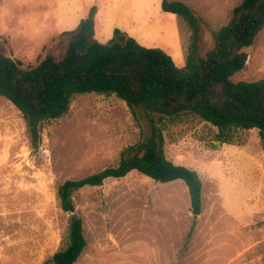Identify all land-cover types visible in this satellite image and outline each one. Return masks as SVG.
I'll return each instance as SVG.
<instances>
[{"label":"rangeland","instance_id":"rangeland-1","mask_svg":"<svg viewBox=\"0 0 264 264\" xmlns=\"http://www.w3.org/2000/svg\"><path fill=\"white\" fill-rule=\"evenodd\" d=\"M180 1L200 20L205 53L241 0ZM92 7L98 11L93 40L106 42L117 28L185 63L190 28L163 11L161 0H0V51L20 60L22 68L46 56L61 59L79 24L74 21ZM245 52V66L232 81L264 78V27ZM146 124L145 116L135 117L114 94H76L64 115L41 123L40 140L32 145L21 112L0 96V264H53L52 255L68 243L70 219L60 207L58 187L116 165ZM160 126L165 156L201 179L200 213L192 212L182 179L155 181L132 170L80 188L72 199L86 246L74 264H264V152L256 128L225 132L237 149L224 148L217 127L193 114L163 116ZM249 155L258 182L251 186L237 180L244 164L250 166ZM243 193L245 200L258 194L262 201L245 221L236 214ZM222 194L238 206L235 213H224Z\"/></svg>","mask_w":264,"mask_h":264},{"label":"trees","instance_id":"trees-1","mask_svg":"<svg viewBox=\"0 0 264 264\" xmlns=\"http://www.w3.org/2000/svg\"><path fill=\"white\" fill-rule=\"evenodd\" d=\"M161 8L182 17L190 28L184 66H178L164 49L145 46L117 28L106 42L93 40L95 7L81 18L61 59L46 56L22 68L20 60L0 51V96L21 112L32 145L40 140L41 123L64 115L76 94H114L135 117H146L141 139L121 151L116 165L67 179L58 187L60 207L70 213V219L68 243L52 255L53 264H74L86 246L72 194L86 186H100L106 178H121L136 170L155 181L182 179L192 212L200 213L201 179L195 170L165 156L163 116L193 114L217 127L216 140L227 143L231 141L224 134L232 127L257 128L264 152V78L231 79L244 68L245 48L264 27V0H241L235 5L230 20L213 33V47L205 53L199 47L200 20L191 8L180 0H161Z\"/></svg>","mask_w":264,"mask_h":264},{"label":"crops","instance_id":"crops-1","mask_svg":"<svg viewBox=\"0 0 264 264\" xmlns=\"http://www.w3.org/2000/svg\"><path fill=\"white\" fill-rule=\"evenodd\" d=\"M97 13H98V11H96L95 17H94V29L97 26ZM87 14H88V12L86 10H83L82 13L79 15V17L76 19V21H74L75 22V23H73L74 26H76L77 23L80 22L81 18L86 17ZM147 46H149V45H147ZM184 64H177V65L178 66H184ZM254 131L257 133L258 132V129L256 128ZM222 146H225L224 148H227V147L232 148L233 147V148H237V149H238V147H240V146H237L235 144H231V143H227V142H225L224 145H222ZM245 153L246 152H244V154ZM244 156L247 159V154H245ZM248 158H249V161H250V166L248 168L247 167V164H244V167H242V169H240L242 172L239 170V173L240 174H239V176L237 175V178H238L237 180H244L243 182H245V183H242V184H246V185H247V183H250L251 182L250 183V186H251L252 184H256V183L258 184V182H256V180L253 182V174H254V171H253V158H252V155H249ZM245 163H246V161H245ZM238 184H241V182L239 181ZM221 196H223V197H221L222 199H219V202L222 205V209H223L224 213H227L228 214L230 212L232 213L233 211L235 213V207H238V206H235L236 204H234V203L231 205L229 203V201H227L228 199H227V197H225V195L222 194ZM244 197H245V193H243L242 203H241V205H239L240 207L238 208V210L236 212L237 216L239 215L238 217H241V219H240L241 221L247 220L248 214H249V210H250L251 207H253V209L254 208L260 209V207L262 205L261 197H259L258 194L255 195V197H254V200L256 202H254V200H248V199L245 200ZM257 199H259V201H257ZM249 203H253V204L251 206H248Z\"/></svg>","mask_w":264,"mask_h":264},{"label":"water","instance_id":"water-1","mask_svg":"<svg viewBox=\"0 0 264 264\" xmlns=\"http://www.w3.org/2000/svg\"><path fill=\"white\" fill-rule=\"evenodd\" d=\"M75 212H76V210H75Z\"/></svg>","mask_w":264,"mask_h":264}]
</instances>
